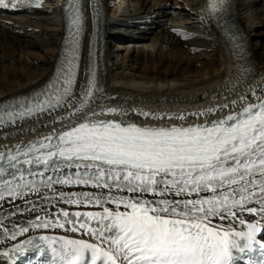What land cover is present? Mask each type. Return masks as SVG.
I'll list each match as a JSON object with an SVG mask.
<instances>
[{
	"label": "snow or ice",
	"instance_id": "1",
	"mask_svg": "<svg viewBox=\"0 0 264 264\" xmlns=\"http://www.w3.org/2000/svg\"><path fill=\"white\" fill-rule=\"evenodd\" d=\"M43 2L0 0V6L40 8ZM67 2V34L54 75L34 97L0 114V125L42 115L53 117L52 124L70 120L101 91L94 70L79 81L85 11L82 0ZM224 10L226 0L209 5L210 15ZM251 92L256 102L242 111L195 126H139L92 119L98 115L93 111L55 135L0 152V239L16 241L49 228L89 236H40L51 254L44 264H236L257 251L248 264H264V241L258 239L264 232V81ZM75 186L99 191L64 190ZM194 193L197 198H184ZM62 204L99 205L102 212H69ZM245 212L259 220L246 222ZM33 244L28 238L0 246V257L11 260Z\"/></svg>",
	"mask_w": 264,
	"mask_h": 264
},
{
	"label": "bare ground",
	"instance_id": "2",
	"mask_svg": "<svg viewBox=\"0 0 264 264\" xmlns=\"http://www.w3.org/2000/svg\"><path fill=\"white\" fill-rule=\"evenodd\" d=\"M109 1L110 4L105 0H82L85 33L81 39L78 78L82 84L91 66L89 52L95 50L101 89L96 99L70 120L56 124L51 123L53 117L42 115L1 125L0 151L27 139L66 130L64 125L83 122L93 111L98 115L92 119L113 116L152 124L181 122L185 126L213 119L255 100L251 88L264 81V0H226V10L214 16L209 14L213 0ZM59 4L60 0H45L44 7L37 11L0 14V108L35 95L54 75L67 34L65 13ZM222 14L230 18L228 27L218 25V16ZM79 87L78 84V92ZM110 107L128 114L122 117L119 112H109ZM63 112L60 110L59 114ZM144 112L150 115L145 116ZM64 190L99 191L83 186ZM184 198L197 197L194 193ZM106 206L116 208L115 204ZM59 208L69 212H102L99 205L62 204ZM120 210H124L123 205ZM243 218L259 220L247 212ZM19 219L26 223L28 217ZM218 222V218L213 220ZM89 223L95 226V221ZM37 232L90 239L82 231L32 229L16 241L0 239V246H9ZM0 264L13 263L0 257Z\"/></svg>",
	"mask_w": 264,
	"mask_h": 264
}]
</instances>
